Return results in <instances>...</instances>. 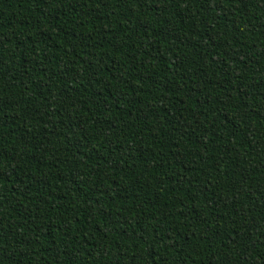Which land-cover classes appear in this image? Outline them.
Listing matches in <instances>:
<instances>
[{"label":"trees","instance_id":"trees-1","mask_svg":"<svg viewBox=\"0 0 264 264\" xmlns=\"http://www.w3.org/2000/svg\"><path fill=\"white\" fill-rule=\"evenodd\" d=\"M0 264H264V0H0Z\"/></svg>","mask_w":264,"mask_h":264}]
</instances>
